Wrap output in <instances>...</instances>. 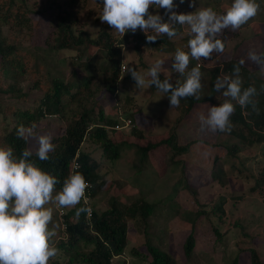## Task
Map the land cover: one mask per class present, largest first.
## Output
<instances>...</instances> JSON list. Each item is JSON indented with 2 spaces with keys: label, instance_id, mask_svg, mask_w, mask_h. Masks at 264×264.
Here are the masks:
<instances>
[{
  "label": "rangeland",
  "instance_id": "1",
  "mask_svg": "<svg viewBox=\"0 0 264 264\" xmlns=\"http://www.w3.org/2000/svg\"><path fill=\"white\" fill-rule=\"evenodd\" d=\"M50 1L58 2L63 9L70 12V18L77 32L86 30L90 36L96 37L100 32L110 28L99 17L103 7L100 0H28L29 6L38 14L33 16L32 30L25 29L18 35L22 40L23 48L31 56L28 73L21 78L20 85L26 87L29 82L38 79L39 84L42 83L45 89L52 76H60L68 82L84 79L92 72V69L88 71L79 64L76 57L80 55L87 57L91 51L97 53L94 60L96 69L91 84L95 93L91 101L94 102L105 93L104 79L108 75L105 69L107 58L97 49L58 51L45 45V35L48 30L55 28L60 19L56 11L51 12L48 8ZM211 1L212 3H206V0H195L194 5L190 6L192 0H184L183 3L180 0H174L176 7L173 11L177 13L194 12L200 8L212 7L216 0ZM222 1L220 6L217 3L214 4L217 5L218 10L215 11L218 13L222 6L227 9L231 4V0ZM260 5V11L251 19L249 26L242 29L241 36L228 42L222 54L213 60H199L203 67L213 69L215 66H222L230 58L235 57L238 60L243 58L246 65L259 71L260 75H264V70L260 69V65L247 60V52L250 49L264 52V42L255 36V32L259 34L263 32L260 29V22L263 23L264 20V15L261 14H264V2ZM45 8L47 12L44 13L42 10ZM149 11L161 15L165 21L168 19L163 8L152 9L150 7ZM38 21L40 25H37ZM183 27V33L176 38V42L185 45L187 49L185 48L184 51L187 52L189 51L188 43L183 42V37L187 36L189 28L186 25ZM109 30L117 37L121 36L115 30L111 28ZM240 43L237 49V44ZM130 47H126L125 50L126 60L133 54ZM157 59L164 61L162 72L170 74L171 83L175 84L176 80L183 81L186 78L188 73L180 75L173 70L172 66L168 69L171 60L168 55L159 58L149 57L148 67L137 66L138 62L133 59L129 62L131 66H136V70L144 75L147 81L149 77L146 74ZM204 74V78H210L209 72ZM221 74L222 78L228 76L223 71ZM163 76L161 75L160 79ZM123 77L119 84L120 93L135 97L133 104L128 105L132 106H122L121 103L117 105L113 103L112 97H107L103 107L106 114L115 121L119 119L118 111L125 113V116L134 117L139 127L141 126L144 130V138L140 139L139 143L132 144L137 136L130 135V131L118 133L117 135L122 140L128 142L126 148L121 151V156L115 160L106 158L100 145L93 140L84 143L85 150L92 152L100 162L98 172L106 179L104 189L94 200V204L99 210L111 208L113 202L130 204L133 201L146 200L154 203L155 206L148 219H129V248L124 257L117 258L115 262L147 264L146 259L141 260L133 255L131 250L133 247H139L141 252H147L148 243L158 245L168 251L178 264H233L234 261L239 264H252V249L257 250L264 259V201L262 196L252 189L259 172L264 170V142L254 143L251 146L241 143L242 149L239 157H232L227 154L224 147L219 149V146H216L215 150L221 154L222 163L226 168L223 172L218 165L213 166L215 163L209 151L210 144L220 142L224 145H232L238 142L237 139L226 135L219 136L194 120L187 126L183 124V121L176 123L183 114L187 115V103L181 104L179 108L171 107L168 94L161 93L147 84L143 88H136V82L128 72ZM30 91L31 97L22 102L23 107L37 106L44 92L42 89ZM218 99L225 100L222 95ZM10 101L12 102V99ZM91 101H86L88 107ZM13 103L15 104L13 107L10 106L11 103H6L4 108H0V133H3L7 125L9 126V120H6V117L10 116L11 110L18 105V101ZM74 108H68V116L72 115ZM203 108L202 106L201 109ZM68 123L67 117L45 116L39 121L36 132L48 133L52 136L56 132H61ZM175 125L180 144L196 137L206 138L211 143L198 142L193 147L191 146L188 152L175 157H172L170 152L164 155L163 149L166 144H163L162 147L151 152L149 161L143 163L138 146L146 145L151 140H159ZM182 129L185 131H181ZM129 136L132 137L129 139ZM233 164L236 166L235 169H233ZM220 203L223 204L226 212L223 220H220L219 216L214 215L212 211ZM200 210L198 218L197 212ZM53 219L60 225L55 237L58 242L64 236L58 209H54ZM193 224H197L198 237L195 249L187 253L184 249V241L192 231ZM217 230L220 233H217Z\"/></svg>",
  "mask_w": 264,
  "mask_h": 264
},
{
  "label": "trees",
  "instance_id": "2",
  "mask_svg": "<svg viewBox=\"0 0 264 264\" xmlns=\"http://www.w3.org/2000/svg\"><path fill=\"white\" fill-rule=\"evenodd\" d=\"M221 1L216 0L214 4L217 3L220 6ZM257 2L262 4L264 0H257ZM206 3H212V1L206 0ZM214 4L212 8L218 10L216 8L217 5ZM48 8L51 9V12L56 11L60 19L56 23L55 28L48 30V33L45 35V45L58 51L64 49L82 51V48L100 50L101 54L103 53L107 58L105 69L108 71V75L104 79L105 93L99 99H95L94 102L91 101L95 96L91 84L96 69L94 60L97 53L90 50L87 57L82 55L76 57L80 65H83L88 71L92 69V72L87 77H84V79L68 82L60 76H52L51 81L45 89H43L42 83L39 84L38 79L29 82L26 87L20 85L21 78L28 73L31 56L23 48L22 40L19 39L18 35L25 29L32 30L33 16L38 13H35L36 11L29 6L28 0H0V108H4L6 103H11L10 106L13 107L15 105L13 102L18 101V105L11 110L10 116L6 117V120H9V122L7 121L9 126L7 125L3 133H0V145L7 144L12 146L14 154L17 157L28 147H31V150L35 152L36 145L34 144L36 141L31 140L30 143H26L23 139H19L16 135L17 128L21 124L29 126L32 122L38 125L39 121L45 116L67 117L69 119L68 125L61 132H56L52 135L55 151L49 153V159L47 161H40L35 155L29 159L35 161L44 170L52 172L57 176L59 183L56 185V191H59L63 186L64 179L73 172L72 160L77 151L80 150L82 168L78 172L83 173L85 179L91 181L93 184V188L89 193V203L93 208V215L89 218L87 213L76 214L77 208L82 206L87 207L84 201L74 208H64L66 211L63 217L66 224V228L63 230L64 236L57 242L58 254L54 259L49 261V264H122L123 262H115V260L124 257L129 248V219H148L155 204L149 203L146 200L133 201L130 204L113 202L111 208L105 210L97 209L94 200L104 189L106 179L98 172L100 162L93 156L92 152L85 150L83 146L88 140H93L100 145L106 158L115 160L121 156V151L126 148L128 141L122 140L117 135L120 132L107 127L113 126L117 121L106 114L103 106L107 97H112L113 103H117V105L121 103L122 106L133 104L135 100L134 96L120 93L119 84L123 75L122 65L126 63L127 67L131 66V62L129 61L133 59L138 62L137 66L148 67L147 59L149 57L159 58L163 55H168V57H171L168 69L171 68L176 50L187 49L182 43L176 42V38L180 34L182 35L184 27L177 25V36L170 39L164 35L159 37L155 43H148L145 33L140 29H137L135 33L128 32L123 37H117L108 28L100 32L98 36L92 37L86 30L77 32L73 25V20L70 18V12L63 9L58 2L50 1ZM225 10L226 8L222 6L219 9V13ZM42 11L44 13L47 12V8ZM261 14L264 15L263 13ZM250 22L251 20L236 31L226 29L220 34V38L225 43V48L230 40L241 36L242 29L249 26ZM40 24V21H38L37 25ZM260 29L263 30L262 34L255 32V36L264 42V20L263 23L262 21L260 22ZM190 38L187 34V36L183 37V42L188 43ZM241 43L237 44V49ZM126 47L132 48L130 50L134 54L133 58L125 59ZM218 55L220 54L214 52L212 57L205 61L213 60ZM239 61L233 57L226 60L222 66L218 65L213 69H206L199 60H190L185 73L190 72L193 67H199L203 74L201 80L202 88L197 94L200 99L192 97L182 99L180 105L176 107L179 108L181 104L185 103L188 105L186 107L187 115L183 114L176 123L183 121V124L187 126L194 120L201 124L199 122L200 116H206L210 106L219 105L225 101L218 99L222 95L223 89L220 92L216 91L214 84L217 77L222 78V71L229 77H232L235 67L239 66L240 76L243 81L242 90L249 86H254L257 89V95L253 97V100L258 111L254 110L252 105L241 107L233 100L231 102L235 105V111L230 117L232 124L231 132H214L219 136L226 135L233 137L238 142L232 145H224L220 142L211 143L206 138L196 137L184 144H180L175 125L159 140H151L146 145L141 144L138 146L139 152H141L143 157V163L149 161L151 152L163 144H166L165 149L162 148L164 155H168L170 152L172 153V157H175L188 152L198 142L208 141V143H211L209 151L213 157V163H215L213 166L216 167L218 165L224 172L226 168L222 163L221 154H218L217 150H215L216 146H219V149H221L220 147H224L227 154L232 157H239L238 155L242 149L241 143L251 146L254 143L264 142V75H260L259 71H255L246 64L240 65ZM205 72H209V79L204 78ZM161 73L163 76L164 73ZM129 76L131 77L130 73ZM162 79H164V76ZM33 89L44 90L42 96L39 98L38 105L23 107L22 102L30 99V90ZM222 97L224 96L222 95ZM22 98L24 99L21 100ZM11 99L12 102L10 101ZM86 101H91L89 107L86 105ZM202 106L204 107L203 109H201ZM69 107H75L70 116L67 115ZM131 118L136 122L134 117ZM136 124L137 126L129 130L130 135L137 136L136 138L134 137L136 139L135 142L131 140L132 144H137L140 139L144 138L143 128L139 127L137 122ZM181 131L184 132L185 130L182 129ZM131 137L129 136L128 138L130 139ZM235 167V164H233V169ZM252 189L256 190L264 201V170L259 172L256 184ZM212 211L214 215L217 214L219 216L220 220L224 219L223 217L226 212L222 203L218 204ZM200 212L201 210L197 212L198 218L200 217ZM192 228V231L184 241V249L187 253L195 249L198 237L197 224H193ZM217 233H220L219 230H217ZM146 250L147 252H141L139 247H133L131 252L133 255L141 258V260L146 259L147 264H178L168 251L160 248L158 245L148 243ZM252 252V264H264V259L261 258L260 253L255 249H252ZM233 264L239 263L234 261Z\"/></svg>",
  "mask_w": 264,
  "mask_h": 264
},
{
  "label": "clouds",
  "instance_id": "3",
  "mask_svg": "<svg viewBox=\"0 0 264 264\" xmlns=\"http://www.w3.org/2000/svg\"><path fill=\"white\" fill-rule=\"evenodd\" d=\"M181 3L184 0H180ZM195 0H192L193 6ZM101 21L107 23L112 30L124 36L137 29L146 35L148 43L166 35L168 38L177 36V25L188 26L189 51L177 49L172 68L184 75L190 60H207L212 54H222L225 43L220 34L226 29L236 31L254 18L261 5L257 0H232L230 6L222 13L212 7H204L190 13H177L174 0H102ZM150 7L163 8L168 15L165 21L161 15L153 14ZM247 60L260 65L264 70V52L250 49ZM245 59L239 61L245 64ZM164 61L155 60L150 66L146 81L135 66H129L130 73L136 82V88L147 84L155 87L161 93L168 94L171 107H178L182 99L195 98L202 88V72L199 67H193L183 81L170 82V74L164 73L160 79ZM123 77V76H122ZM240 67L234 69L233 76L217 77L214 87L225 98L223 103L210 106L207 115H201L202 127L213 132H231L230 117L235 111L236 101L241 107L256 104L253 97L257 89L249 86L242 90ZM37 124L29 126L21 124L16 135L26 143L36 141L35 152L31 147L25 148L17 157L10 145H0V264H49L58 254L57 230L60 225L53 219L54 209L74 208L86 200V190L91 187L83 173L71 172L63 181V186L56 191L58 178L52 172L41 168L35 161L29 159L33 155L40 161H47L49 153L55 151L52 136L48 133L36 132ZM89 209L82 206L76 209V214L87 213Z\"/></svg>",
  "mask_w": 264,
  "mask_h": 264
},
{
  "label": "built area",
  "instance_id": "4",
  "mask_svg": "<svg viewBox=\"0 0 264 264\" xmlns=\"http://www.w3.org/2000/svg\"><path fill=\"white\" fill-rule=\"evenodd\" d=\"M127 68H128L127 64L123 63V65H122L123 75L126 73ZM118 115H119V119L117 120L116 124H114L113 126H107V127L112 128L113 130H115L117 132H124L126 130H130V129L134 128L135 126H137L136 122L131 117L125 116L122 111L121 112L118 111ZM80 156H81V151L78 150L76 155L74 156V158L72 160V171H78L82 168ZM88 182L90 183L91 187L86 190V200H87L86 204H87V208L89 209V211L87 212V216L90 218L93 215V208L89 203V193L91 192V190L93 188V184L91 181H88ZM58 212H59V217L61 220V227L64 229V228H66V224H65L63 217H64V214L66 213V211L64 208H58Z\"/></svg>",
  "mask_w": 264,
  "mask_h": 264
},
{
  "label": "crops",
  "instance_id": "5",
  "mask_svg": "<svg viewBox=\"0 0 264 264\" xmlns=\"http://www.w3.org/2000/svg\"><path fill=\"white\" fill-rule=\"evenodd\" d=\"M132 56H131V58L133 57V54H131ZM149 59V58H148ZM122 78H124V77H122ZM121 92V91H120ZM125 94V93H124ZM133 95V94H132ZM126 131H129V130H126Z\"/></svg>",
  "mask_w": 264,
  "mask_h": 264
}]
</instances>
